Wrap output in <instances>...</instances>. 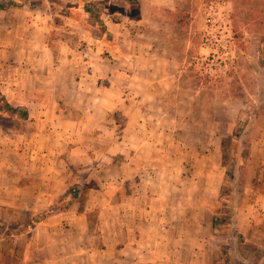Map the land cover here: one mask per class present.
Masks as SVG:
<instances>
[{"label":"rangeland","instance_id":"obj_1","mask_svg":"<svg viewBox=\"0 0 264 264\" xmlns=\"http://www.w3.org/2000/svg\"><path fill=\"white\" fill-rule=\"evenodd\" d=\"M76 1L42 0L37 20L48 32L33 31L28 39L10 34L23 30L22 16L0 11V163L28 165L35 144L57 145V162L66 174L65 164L72 158L68 151L80 147L81 158L93 155L99 131L81 133L77 127L81 122L90 126L94 119L85 95H76L75 80L87 76V62L94 63L97 92L108 88L107 104L117 105L109 118L115 127L108 134L112 150L118 151L115 139L125 135L135 137L140 147L145 142L138 152L150 161L143 171L149 179L140 187L148 185L158 193L156 221L174 237L167 250L158 248L155 264H227L225 251L229 264H264V0H81L83 26L90 31L95 24L94 35L48 12L59 4L68 16ZM21 2L0 0V7ZM54 62L62 66L53 69ZM136 63H144V70H135ZM120 64L128 69L116 68ZM114 67L124 76L136 72L146 82L130 85L122 74L113 77ZM54 73L62 77L61 100L28 102L40 93L46 98L49 89L54 94L55 86L48 85ZM150 77L157 79L144 80ZM5 101L21 111L28 107V118L11 115ZM140 110L150 112L145 131H122L127 122L123 113ZM158 126L165 132L155 133ZM20 167L11 170L18 172L11 182L15 198L8 203L0 197L3 264L42 258L37 224L67 210L74 200L84 204L93 186L71 187L42 213V200L16 188ZM3 176L0 171V188ZM73 190L76 196L69 194ZM28 208L31 212H23Z\"/></svg>","mask_w":264,"mask_h":264},{"label":"crops","instance_id":"obj_2","mask_svg":"<svg viewBox=\"0 0 264 264\" xmlns=\"http://www.w3.org/2000/svg\"><path fill=\"white\" fill-rule=\"evenodd\" d=\"M14 1H22V5L0 9L2 12H11V14L15 13L22 16L23 30L12 29L10 34L13 38L28 39L33 31H42L43 35L48 32L46 27L39 24L37 20L42 17V0ZM80 4L81 0L74 3V9H71L72 14H70L72 16L65 15L62 6L59 4L54 5L52 7L53 11L48 10V12L51 11V13H55L63 17V19L84 28L83 16L85 15L82 13L84 10ZM105 24L108 27V31L111 32L112 28L109 22L105 21ZM19 27L20 25L17 26V28ZM84 29L91 35L98 34L95 24L90 31L87 28ZM100 33H102L99 38L100 41H105L104 33ZM136 64L139 68L134 67L135 70H144V63L142 65L141 63ZM61 66L54 62L52 68L59 69ZM85 66L88 69L87 76L85 78L82 77L81 80L77 78L75 80L76 95H85L87 102L92 106V110L90 109L88 113L94 121L90 126L87 124L83 125L82 122L80 124L77 123V127L82 131L81 133H97L99 131L98 138L93 141L96 142V144H93V147L96 148L93 151V155L84 154L81 158L82 149L80 147H75L72 151H68L72 158L70 163L65 164L67 167L65 168V174L59 167L60 163L57 162L58 152L61 147L57 145L46 147L45 144L37 146L35 144L36 149L33 151L31 159L28 160V165H17L16 163L4 165L0 163V171L4 175V184L0 188V197L1 195L5 196L8 203L15 198L11 193V185H13L11 182L16 181L14 175L18 173L11 171L14 166H18V168L21 166L20 168H22L21 174L16 176L19 177L20 181L16 184V188L23 193H33V197L42 200V213L47 212L54 203H57L59 199L66 195L71 187L75 185H93L89 188V197L84 204L74 200L73 205L67 210L59 214L50 215L45 222L37 224V228L42 230V258H39V255H35L29 264H155L158 260L155 259L158 255V248L163 246L167 250V247L174 244V237L168 235L169 231L164 225L159 228V224L156 221L157 214L161 212L160 207L155 205V202L159 199L158 193L153 189H148L149 186L147 184H145L147 185L146 188L140 187V185L144 186V182L149 179V175L143 174V171H147L146 166L150 165V161L147 158L140 157L138 152V150L143 148L145 142L140 147V142L136 141L135 137L130 139L125 135L115 139L118 151L114 152L112 150L113 146L111 144L113 141L108 139V134L111 135L115 127L110 123L109 118L110 112L117 105L110 106L107 104L109 103V101H106L108 100V88L105 91H99L98 89L99 92H97L99 77L95 69L98 65L87 62ZM119 66H125V64L116 65V68ZM170 66L173 71V68H175L174 63L171 62ZM116 68L114 67V71ZM122 68L128 69V66ZM147 68L152 69L153 67L148 65ZM101 69L104 70V68ZM89 70H92V72H89ZM106 70L109 71L110 68ZM116 71L117 74H113V77H120L122 72ZM121 79L130 85L133 82H146L143 79H138L136 72L133 76H124L123 73ZM154 79L157 78L150 77V81L148 79L144 80L150 83L155 82ZM61 81V75L54 73L53 82L51 81L48 84L50 88L55 86L54 94L49 89V95L46 98L40 93V95L35 96H39V99L28 98V102L60 101L62 93L58 87L62 86ZM83 84L86 86L85 89L81 86ZM7 88L14 92L10 85ZM86 90L88 92L92 91V93L86 94ZM26 94L30 97L29 91ZM12 95L14 96V93ZM129 96L127 95V98ZM125 97L126 91H124L122 98ZM133 98L136 99V97ZM8 99L12 101L9 97ZM93 106L95 107L94 110ZM26 108L28 113H30L29 108ZM44 113L46 115V112L42 111V114ZM149 114V111L142 110L134 114L124 112L122 116H125L127 122L122 131L125 133L144 132L146 129L144 119L149 117ZM149 129L152 130L153 128ZM154 132L163 133L165 131L158 126ZM146 142L148 145L150 144L148 140ZM134 143L137 146H134ZM157 143L159 144L158 141ZM152 144H155V142H152ZM133 150L137 152L133 153ZM35 152L37 153L36 159L34 157ZM126 152L130 154L124 158H115L118 153L124 155ZM74 161L77 163L74 164ZM28 173L29 176L27 175ZM154 175H156V172H154ZM155 179L156 177L150 172V180L153 182ZM39 203L41 202L39 201ZM31 210V208H28L24 209L23 212H31ZM64 226H68V231L63 235L65 237L60 235ZM71 237L73 238L72 243L74 246L71 244ZM36 240H38L39 245L41 242H39L38 238ZM60 241L63 244L60 245ZM65 246H68V248H65ZM0 264H3L2 254H0ZM19 264H21V261Z\"/></svg>","mask_w":264,"mask_h":264},{"label":"trees","instance_id":"obj_3","mask_svg":"<svg viewBox=\"0 0 264 264\" xmlns=\"http://www.w3.org/2000/svg\"><path fill=\"white\" fill-rule=\"evenodd\" d=\"M130 1H135V0H130ZM12 6H15L14 4L12 5ZM1 9H6V8H8V5L7 6H5V5H2L1 7H0ZM67 9V8H66ZM0 94H1V91H0ZM6 103L4 104V106H6V109L10 112V114L11 115H13V116H23V118H28V116H29V113H28V110L27 109H25V110H23V111H21V109L19 108V107H15V106H13V105H11L9 102H7V101H5ZM21 112V113H20ZM70 195H75L76 196V193H75V191L73 190V191H70V193H69ZM68 194V195H69ZM66 198H68V197H66ZM67 205H69V203L67 204ZM213 225L215 226V225H217V221H216V217L214 216V218H213ZM224 255L226 256V263L227 264H229V262H230V257H229V255H228V252L227 251H225V253H224Z\"/></svg>","mask_w":264,"mask_h":264}]
</instances>
